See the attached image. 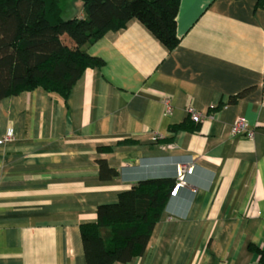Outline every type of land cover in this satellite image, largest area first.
<instances>
[{"label":"crops","instance_id":"1","mask_svg":"<svg viewBox=\"0 0 264 264\" xmlns=\"http://www.w3.org/2000/svg\"><path fill=\"white\" fill-rule=\"evenodd\" d=\"M82 15L62 1L63 19ZM175 33L168 51L131 19L87 48L103 63L65 98L0 100V137L13 134L0 144V264H86L80 225L97 207L139 181L174 185L181 167L143 253L113 264H264V5L179 0ZM238 119L252 137L231 135ZM98 160L117 175L100 179Z\"/></svg>","mask_w":264,"mask_h":264},{"label":"trees","instance_id":"2","mask_svg":"<svg viewBox=\"0 0 264 264\" xmlns=\"http://www.w3.org/2000/svg\"><path fill=\"white\" fill-rule=\"evenodd\" d=\"M62 1L0 0V100L35 88L65 98L86 68L103 63L87 48L131 19L168 51L178 44L179 0H81L83 15L71 19L61 16ZM98 166L102 180L117 175L104 160ZM173 182L139 181L121 192L117 203L99 205L96 222L80 225L85 263L113 264L141 255Z\"/></svg>","mask_w":264,"mask_h":264},{"label":"built area","instance_id":"3","mask_svg":"<svg viewBox=\"0 0 264 264\" xmlns=\"http://www.w3.org/2000/svg\"><path fill=\"white\" fill-rule=\"evenodd\" d=\"M172 109L171 102L168 98L164 100V114H169ZM190 118L194 122H200L202 120L201 114L195 112L193 109H189ZM231 135H243L246 137H252L253 131L248 128V124L243 119L235 120L230 126ZM13 134L11 131H8L4 136L0 137V144L5 143L11 140ZM190 168H179L177 172V182L173 185L172 190L170 192L171 195H175L178 188L183 185V174L184 172H189Z\"/></svg>","mask_w":264,"mask_h":264}]
</instances>
